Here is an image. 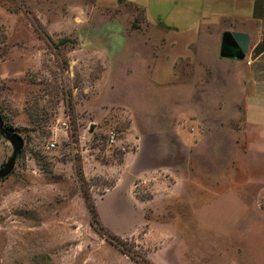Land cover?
Returning a JSON list of instances; mask_svg holds the SVG:
<instances>
[{
	"label": "rangeland",
	"instance_id": "obj_1",
	"mask_svg": "<svg viewBox=\"0 0 264 264\" xmlns=\"http://www.w3.org/2000/svg\"><path fill=\"white\" fill-rule=\"evenodd\" d=\"M220 37L201 35L161 85L148 74L165 37L142 6L0 0V114L24 140L0 180V264H264V163L245 160L247 78ZM186 107L188 168L171 133ZM12 154L0 135V169ZM176 174L193 177L190 203L161 201L185 192Z\"/></svg>",
	"mask_w": 264,
	"mask_h": 264
},
{
	"label": "crops",
	"instance_id": "obj_2",
	"mask_svg": "<svg viewBox=\"0 0 264 264\" xmlns=\"http://www.w3.org/2000/svg\"><path fill=\"white\" fill-rule=\"evenodd\" d=\"M129 1L142 6L145 10L146 19L152 24L160 26L163 30L165 43L161 46L160 53L154 58L152 71L148 74L150 80L161 85L180 81L181 77L176 74L175 69L181 58L194 57V45L199 44L201 35H210V30L216 34L220 33L221 37L226 31L244 33L249 37L248 52L244 60L222 58L221 61L223 65L235 63L246 74L247 86L244 90L245 160L252 163L260 159L264 163V0ZM16 57H18L17 60H20L21 54ZM22 57H24L22 60H27L26 55ZM192 111V107H186L180 112L175 110V113H185L186 117L182 121L184 123L171 124V133L176 137L178 147L182 148L185 153L180 161L185 163L187 168L188 164L194 162V148L197 144L195 143V120L188 114ZM135 147L134 153L126 154L135 157L133 165L141 158L145 148V140L139 137ZM126 157L128 158V156ZM189 169L192 170V167ZM154 171L156 172V170ZM161 179L160 177L158 180ZM178 180L182 185L184 183L185 192H183V187H180L179 191L175 192L176 195H172L169 194L171 188L167 187V192H161V195L165 197L161 198V201L183 195L186 202L190 203L193 200L192 190H190L193 177H189V187L187 175L183 179L176 174L173 181L170 182L177 185ZM154 187L156 186L154 185ZM157 196L155 195V198ZM151 201L153 200L146 199L143 201L139 199V202L144 204Z\"/></svg>",
	"mask_w": 264,
	"mask_h": 264
},
{
	"label": "water",
	"instance_id": "obj_3",
	"mask_svg": "<svg viewBox=\"0 0 264 264\" xmlns=\"http://www.w3.org/2000/svg\"><path fill=\"white\" fill-rule=\"evenodd\" d=\"M249 37L244 33L223 32L219 48V56L223 59L242 61L248 52ZM0 135L6 139L13 148L10 159L0 169V180L7 178L14 170L17 156L23 151L24 140L16 132L5 125L0 114Z\"/></svg>",
	"mask_w": 264,
	"mask_h": 264
},
{
	"label": "built area",
	"instance_id": "obj_4",
	"mask_svg": "<svg viewBox=\"0 0 264 264\" xmlns=\"http://www.w3.org/2000/svg\"><path fill=\"white\" fill-rule=\"evenodd\" d=\"M248 64H250V62H248ZM116 136H115V134L114 133H112L109 137H108V140H107V142H108V144L109 145H112V144H114L115 142H116V138H115ZM54 145L55 144H50V146L51 147H54Z\"/></svg>",
	"mask_w": 264,
	"mask_h": 264
},
{
	"label": "trees",
	"instance_id": "obj_5",
	"mask_svg": "<svg viewBox=\"0 0 264 264\" xmlns=\"http://www.w3.org/2000/svg\"><path fill=\"white\" fill-rule=\"evenodd\" d=\"M90 213L93 215V218L97 217V212H96V209L93 207L92 210H90ZM93 222H96V221H93ZM98 224V223H97ZM96 227V226H95ZM108 238L111 239V237L109 236Z\"/></svg>",
	"mask_w": 264,
	"mask_h": 264
}]
</instances>
